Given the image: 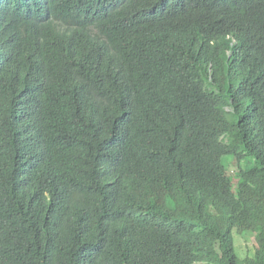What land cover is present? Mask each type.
I'll return each mask as SVG.
<instances>
[{
  "label": "trees",
  "instance_id": "16d2710c",
  "mask_svg": "<svg viewBox=\"0 0 264 264\" xmlns=\"http://www.w3.org/2000/svg\"><path fill=\"white\" fill-rule=\"evenodd\" d=\"M0 264H264V0H0Z\"/></svg>",
  "mask_w": 264,
  "mask_h": 264
},
{
  "label": "rangeland",
  "instance_id": "374dc122",
  "mask_svg": "<svg viewBox=\"0 0 264 264\" xmlns=\"http://www.w3.org/2000/svg\"><path fill=\"white\" fill-rule=\"evenodd\" d=\"M254 244V234L248 233L244 237L234 235V245L236 254L239 258H244L247 253L248 247H252Z\"/></svg>",
  "mask_w": 264,
  "mask_h": 264
}]
</instances>
